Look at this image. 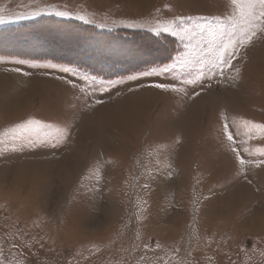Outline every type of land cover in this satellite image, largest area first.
I'll use <instances>...</instances> for the list:
<instances>
[{
    "label": "rangeland",
    "instance_id": "rangeland-1",
    "mask_svg": "<svg viewBox=\"0 0 264 264\" xmlns=\"http://www.w3.org/2000/svg\"><path fill=\"white\" fill-rule=\"evenodd\" d=\"M228 11L229 0H0V264H264V33L223 73L183 83L211 39L196 18ZM27 73L69 75L72 104H41L32 81L52 76ZM152 83L183 89L167 91L182 130L161 124ZM124 104L129 135L111 121ZM28 120L41 123L13 131Z\"/></svg>",
    "mask_w": 264,
    "mask_h": 264
},
{
    "label": "snow or ice",
    "instance_id": "snow-or-ice-1",
    "mask_svg": "<svg viewBox=\"0 0 264 264\" xmlns=\"http://www.w3.org/2000/svg\"><path fill=\"white\" fill-rule=\"evenodd\" d=\"M230 11L225 14L214 16V17H197V21H204L208 28H200L201 33L206 30L210 33L211 39L207 41L206 55H199L197 63L199 64L200 70L191 79H186L183 81L184 84H196L200 82L205 75L204 69L207 67L208 70L214 68H219L221 73L225 67H232V61L235 59L241 48H246L251 44L255 38H259L258 33H264V0H229ZM38 14V13H36ZM57 15H67L66 12H58ZM79 19H84L83 16L78 17ZM177 20H183L184 18L177 17ZM187 19H192L188 17ZM4 20L3 16H0V22ZM213 22L215 27H212ZM132 27L134 25H127ZM171 25L164 23L161 25L163 31H169ZM201 52H204V48H201ZM47 67L55 68V65H50ZM18 71V69H17ZM61 71L67 72V68L61 69ZM167 71V69H165ZM239 73V69H235ZM154 73L144 72L140 75L142 76H151ZM139 77L137 75H132L129 77L131 80H136ZM156 89L167 91H182L183 89L177 88L176 86L169 83H152L148 85ZM198 95V93H197ZM99 103V101H98ZM40 121L28 120L25 124H20L13 129H25L26 125H38ZM260 130H264V124L257 125ZM224 132L229 141L233 140V135L229 131V125L225 123ZM232 151L236 153V159L241 166H244L246 163H251V161H245L241 158L240 153L235 147L232 148ZM264 163V161L257 162L259 164Z\"/></svg>",
    "mask_w": 264,
    "mask_h": 264
},
{
    "label": "crops",
    "instance_id": "crops-1",
    "mask_svg": "<svg viewBox=\"0 0 264 264\" xmlns=\"http://www.w3.org/2000/svg\"><path fill=\"white\" fill-rule=\"evenodd\" d=\"M30 75V76H29ZM26 76H29V77H35V78H42L43 76H46V77H50V76H52V80H50V81H53L54 82V84H55V88L54 89H51L50 90V92H49V95H48V99L47 98H45V100H44V102H40L41 104H43V103H45V104H47L48 105V103L50 104V103H52V104H54V105H57L58 103H59V105L60 104H64V99H59V98H66V99H68L67 101H68V104H72V101L70 102L69 101V97H75L74 96V84H80L79 82H75L74 83V80H72V81H70V80H68V77H69V75H65V76H61V75H37V74H35V73H27V75ZM63 77H66V78H63ZM20 79L21 78H23V77H19ZM43 80V79H42ZM110 86H112V85H110ZM138 86H140V85H137V86H135V83H134V85H132V86H130V89H128V90H126V91H124L125 93H127L128 91H130L131 89H136ZM163 91V90H162ZM170 93V92H169ZM168 92H165V91H163V98L161 99L160 97H158V98H156V106L157 105H161L162 104V107L164 106V107H167V109H168V111H165V109H163L162 111V113H159V114H157V115H164L165 117H162V125L163 126H168L169 124H172V125H169V131H176V129H177V126L176 125H178V129L180 128L181 130H182V116H180L179 115V117H175V115H170V114H168V113H170L171 111H173V110H175V109H173V108H171V104L170 103H172L173 102V98H169V96H167V95H170ZM81 96V95H80ZM82 98H83V96H82ZM56 99V100H55ZM58 99V100H57ZM80 99V98H79ZM78 99V100H79ZM53 102H55V103H53ZM82 106L81 107H79L80 108V110H82V108L83 109H85V105H84V102H85V100H79L78 101ZM154 106V105H153ZM155 106V107H156ZM168 106H169V108H168ZM72 107V106H71ZM87 109V108H86ZM180 111V110H179ZM109 113H110V111L109 112H105L104 110H102L101 111V113L100 114H98L97 115V117L98 118H96L95 120H100V121H102L103 119L102 118H108V116L106 115V114H108L109 115ZM101 115V116H100ZM79 116H76V118H78ZM160 118V117H159ZM115 118H113L112 117V119H111V121L112 120H114ZM131 120H133V118H131ZM131 120H129V122L126 124V126L127 125H129L131 128H133L134 126H137V122L136 121H134L133 120V126H131L132 125V121ZM107 122L108 121H110V120H106ZM158 121H159V119H158ZM74 122V123H73ZM75 122H77L76 120L74 121V120H70V123H68L69 125H71L72 126V128H70V130L69 131H73L72 129H73V127L75 126ZM155 122H156V120L153 118V125H155ZM160 122V121H159ZM178 123V124H177ZM84 124V123H83ZM74 125V126H73ZM100 125V128H101V124H99ZM94 127H97V126H95V122H94V120H92L90 123H86L85 125H84V127H83V133H84V130H86V131H97ZM75 128V127H74ZM107 127H105V131H109V129H106ZM120 131L124 134V135H129L130 133H131V129H122V128H120ZM91 133H93V132H91ZM88 134V133H87Z\"/></svg>",
    "mask_w": 264,
    "mask_h": 264
},
{
    "label": "bare ground",
    "instance_id": "bare-ground-1",
    "mask_svg": "<svg viewBox=\"0 0 264 264\" xmlns=\"http://www.w3.org/2000/svg\"><path fill=\"white\" fill-rule=\"evenodd\" d=\"M262 51L264 52V44L262 45ZM252 60H253V58H252ZM254 60H257V59H254ZM256 64L257 63L255 61L250 60V62H249V65H251L253 67H257ZM31 79H33V78H31ZM32 84L36 86V88L40 92L39 93L40 96L46 97V98L48 97L50 90L55 88L54 82H51L49 80H41V79L40 80H34V81H32ZM211 97H212L211 95H207L205 100L210 102V100L212 99ZM114 112L117 115L114 120H116L118 122L117 124H118L119 128L131 129V127L128 125L126 126V124L129 122V120H131V118L135 117L134 116V113H135L134 109H132L129 106L126 107L124 104L121 107H115ZM89 134H92L91 131H89V133L87 135H89Z\"/></svg>",
    "mask_w": 264,
    "mask_h": 264
},
{
    "label": "trees",
    "instance_id": "trees-1",
    "mask_svg": "<svg viewBox=\"0 0 264 264\" xmlns=\"http://www.w3.org/2000/svg\"><path fill=\"white\" fill-rule=\"evenodd\" d=\"M83 65H85V64H83ZM83 65H81L82 67H88V69L90 70V72H93L94 74H97L98 76H100V77H105V76H107L106 75V73L105 72H102V71H99V70H97V69H92V68H89V66H87V65H85V66H83ZM106 70V69H105ZM114 69L111 71L112 72V74L114 73ZM111 72H109V71H107V73H111ZM124 71H122V73H123ZM121 74V73H120Z\"/></svg>",
    "mask_w": 264,
    "mask_h": 264
}]
</instances>
